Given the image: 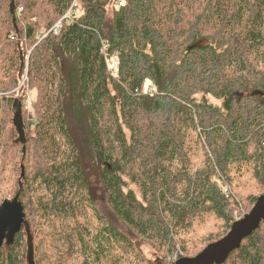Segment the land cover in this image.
<instances>
[{
    "label": "trees",
    "instance_id": "16d2710c",
    "mask_svg": "<svg viewBox=\"0 0 264 264\" xmlns=\"http://www.w3.org/2000/svg\"><path fill=\"white\" fill-rule=\"evenodd\" d=\"M10 2L0 203L19 192L26 220L0 264H30L29 247L34 264H171L252 208L264 193V0H15L16 21ZM94 172L123 228L100 212ZM215 264H264V221Z\"/></svg>",
    "mask_w": 264,
    "mask_h": 264
},
{
    "label": "water",
    "instance_id": "95a60500",
    "mask_svg": "<svg viewBox=\"0 0 264 264\" xmlns=\"http://www.w3.org/2000/svg\"><path fill=\"white\" fill-rule=\"evenodd\" d=\"M15 0L10 2V11L13 21H16ZM243 94V93H242ZM21 109L18 107L17 113ZM22 123V119H19ZM23 136V133L21 134ZM26 220V213L20 193L17 192L11 198H5L0 203V256L4 244H12L16 235L21 231ZM264 221V193L253 204L252 208L242 217L236 219L228 232L216 241L207 244L200 252L192 257L182 256L171 264H215L223 262L229 254L241 245L242 240L250 235L261 222ZM30 264L32 248L29 247Z\"/></svg>",
    "mask_w": 264,
    "mask_h": 264
},
{
    "label": "rangeland",
    "instance_id": "374dc122",
    "mask_svg": "<svg viewBox=\"0 0 264 264\" xmlns=\"http://www.w3.org/2000/svg\"><path fill=\"white\" fill-rule=\"evenodd\" d=\"M24 79H26V75L23 76ZM209 99L212 100L214 103H221L222 102V99H216L215 97L213 96H209ZM28 107H31V101L28 102ZM91 181H92V189H93V194L95 195L96 197V203L98 205V208L100 210V212L106 217L108 218L109 220H111L113 223H115L116 226H121L123 228V225L121 224V222L119 221V219L116 217V215L114 214V212L112 211V209L110 208V206L108 205L107 203V199H106V193L103 189V186L102 184L100 183V180H99V177H98V174L97 172H94L91 176ZM232 195H233V198H236L237 195H235L232 191ZM11 198V197H10ZM246 211L243 210V212ZM71 240H72V236L68 233V232H65L63 234V236L61 237V242L64 244V248H66L67 244H70L71 243ZM144 251L147 255L148 258L150 259H157L160 257L161 255V252H160V255L158 254V252L152 248V247H144ZM176 253L169 257L170 259H174L176 257ZM157 264H160V261L157 262Z\"/></svg>",
    "mask_w": 264,
    "mask_h": 264
},
{
    "label": "built area",
    "instance_id": "2783aa9c",
    "mask_svg": "<svg viewBox=\"0 0 264 264\" xmlns=\"http://www.w3.org/2000/svg\"><path fill=\"white\" fill-rule=\"evenodd\" d=\"M75 1H76V0H73V5H72V7L74 6ZM118 4H119V5H123V4H124V1H123V0H118ZM71 9H72V8H71ZM71 9H70V10H71ZM70 10L66 13V15H64V18L68 17V14H69ZM21 11H22V7H19V8H18V12H21ZM62 19H63V18H62ZM62 19H61L60 21H58L57 23H55V24L52 26L51 30H53V31H55V32H59V31L61 30L62 25H63V23H62ZM225 191H226L227 193H231L230 187H228V186L225 187ZM235 214H236V216H237V212H236Z\"/></svg>",
    "mask_w": 264,
    "mask_h": 264
}]
</instances>
